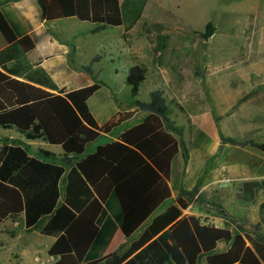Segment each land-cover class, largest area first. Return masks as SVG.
<instances>
[{
    "label": "trees",
    "instance_id": "16d2710c",
    "mask_svg": "<svg viewBox=\"0 0 264 264\" xmlns=\"http://www.w3.org/2000/svg\"><path fill=\"white\" fill-rule=\"evenodd\" d=\"M148 1L37 0V5L40 18L47 22L75 18L97 31L121 27L127 40ZM32 29L28 20L17 19L0 7L1 46L32 52L37 42ZM213 30L208 22L203 38H210ZM0 67V129L15 130L26 141L59 146L62 161L70 166L66 171L65 164L30 156L26 146L2 142L0 225L23 214L25 228L31 231L48 219L40 232L55 238L47 251L56 258L55 264H198L202 259L206 264H264L262 237L242 227L234 233L202 217L184 214L190 201L182 196L156 214L172 198V164L185 146L178 138L180 130L169 121L170 107L161 89L150 92L147 102L137 100L136 110L117 112L99 125L88 100L100 84L51 92L41 84L18 79L17 71L2 61ZM83 70L91 72L89 66ZM147 74V69L137 64L127 71L124 82L133 98ZM137 112L145 114L141 122L125 127L115 140L86 153L90 143L115 133ZM230 142L237 144L233 139ZM240 145L264 153V142L248 139ZM258 172L261 180L242 182L240 203L250 204L258 191H264V164ZM63 176L66 184L61 195ZM259 210L264 215V201ZM150 218L124 252L103 255L117 229L130 238ZM220 243L224 252H220Z\"/></svg>",
    "mask_w": 264,
    "mask_h": 264
},
{
    "label": "rangeland",
    "instance_id": "374dc122",
    "mask_svg": "<svg viewBox=\"0 0 264 264\" xmlns=\"http://www.w3.org/2000/svg\"><path fill=\"white\" fill-rule=\"evenodd\" d=\"M243 2L149 0L127 40L123 39L122 28L97 31L95 26L76 19L66 21H72V25L58 23L55 33L64 45L58 54L66 50L65 59L76 70L70 68L65 85L72 86L70 89L79 82L101 85L94 98L98 102L90 106L97 121L116 107L119 112L136 110V101H149L154 90L164 92L170 107L169 121L180 130L178 138L185 143L173 162L170 182L171 201L179 196L190 201L184 214L194 212L207 223L234 233L242 227L264 239V215L259 210L264 191H258L250 204L238 200L242 182L263 178L258 171L264 164V153L240 145L248 139L264 142V51L254 49L259 42L264 46V0H259L258 11L243 12L239 8ZM208 22L214 30L204 39ZM94 57H99L98 61L91 64ZM60 64L59 81L65 76ZM136 64L145 67L148 74L133 98L124 81L129 68ZM85 66L90 67V73L83 70ZM108 93L114 103L107 99ZM143 115L137 112L115 133L101 135L87 146L86 153L111 142ZM119 237L114 242L115 250L123 247L124 238ZM51 239L35 241L33 264H54L47 254ZM8 261L0 250V264ZM198 264L206 263L202 259Z\"/></svg>",
    "mask_w": 264,
    "mask_h": 264
},
{
    "label": "crops",
    "instance_id": "0c3cea01",
    "mask_svg": "<svg viewBox=\"0 0 264 264\" xmlns=\"http://www.w3.org/2000/svg\"><path fill=\"white\" fill-rule=\"evenodd\" d=\"M258 2L259 0H247V1L245 0V2H243L239 8L243 12H246L247 10H250V9H255L256 11H258L257 9ZM0 7L10 12L17 19L24 18L28 20L33 27L32 33L34 34V37H36L37 39L35 49L29 53H22L21 49L11 48L8 45L1 46L0 44V61H2L6 65V67L10 69H15L17 71L16 77L18 79L23 80V81H30V83L36 86H39L38 84H41L42 85L40 86L41 88L51 91V92H55V90L53 89L72 90V89H77L81 86L88 85V84H84L83 82H79V84L75 88H72V89H70L72 86L65 85V81L68 79V76L70 75L72 71L71 69H73L74 71L76 70L74 69L73 65L69 64L67 60L65 59V57L67 58L66 50L63 51V53L58 54L59 48L60 47L62 48V46L64 45L61 44L62 42L60 40V37H58V35L55 33V28L57 27L58 23H63L65 25H72L71 23L72 21H69V22H66V21L68 19H75V18H65V19L52 21V22H47L45 20H42L40 18V10L37 5V0H0ZM36 15L38 16L39 19L36 18ZM80 23H85V22H80ZM106 28L102 30H105ZM115 28H121V27H115ZM42 30H45V33H41ZM262 45H263L262 42L261 43L259 42V44H257V47L254 48L255 51L263 52L264 46ZM57 58H60L61 61H59ZM63 60H65V62ZM59 63H61L60 64L61 71L62 72L65 71V76L61 78L60 81H59V76H58ZM100 90L101 88L99 89V91ZM99 91H97L96 93H98ZM96 93L88 100V105L89 107L91 106V108L95 107L96 102H98L96 101V99H94L98 95V94L96 95ZM109 94L110 93H108L107 99L110 100L112 103H114L111 100ZM117 112L119 111H118V108L116 107L112 111H110L107 114V116L103 118L102 121L98 120L97 123L99 125H103ZM144 116L145 114L135 124H138L139 122H141ZM135 124H131L129 126H133ZM3 132L5 133L3 134ZM0 134H1L0 135V146L2 142H7L13 145L26 146L29 150L30 156L32 157H35L45 162H50V163H54L58 165L65 164L62 161L63 160V150L59 146H52L41 140L26 141L25 138L21 136L19 133H17L15 130L0 129ZM104 135H107V134H104ZM115 137L116 136H114L111 139L115 140ZM14 140L19 141V143L14 144L13 142ZM56 147L60 149H56ZM47 153L49 154L47 155ZM58 157H62V159L60 160ZM65 168H66V171H68L70 169V166L65 164ZM171 176H172V171H171ZM65 184H66V176H63L60 182L61 195H63V188ZM171 200H168L167 202H165L158 209L156 214L161 212L164 208H166L169 204H171L173 202ZM60 201H62V197ZM189 215L199 216L194 212H192ZM151 218L147 220V222L130 238H125L123 234L121 233L120 229H117L111 241L109 242L108 246L106 247V248H109V251L106 253L104 252L103 255L112 253L115 250L114 242L116 241V238H118L119 236L120 237L122 236L124 238L123 243H122L123 247L120 246V248H117V250L115 251L116 253H118L117 251L119 249L124 248V250H122V252H124L129 247L130 243L133 240H135L140 235V233L143 231V229L148 225ZM47 220L48 219L41 220L38 228L35 230H31V231L25 228V217L23 214H21L20 216L14 219H7L0 225V237L2 236V240L0 239V250H1L2 255L4 254L5 256L8 257L9 264L11 263L10 260H14V261L20 260L21 262L20 264H33L31 260L32 251L36 246L35 241L37 239H40L41 237L52 238L51 242L47 246V251H48L49 247L55 241V238L51 236H45L41 234L40 232L41 228L47 222ZM51 258L52 260H54V264H55L56 258L54 257H51ZM35 261L36 259L34 260V262Z\"/></svg>",
    "mask_w": 264,
    "mask_h": 264
},
{
    "label": "water",
    "instance_id": "95a60500",
    "mask_svg": "<svg viewBox=\"0 0 264 264\" xmlns=\"http://www.w3.org/2000/svg\"><path fill=\"white\" fill-rule=\"evenodd\" d=\"M219 249H220V252H224L225 251V246H224L223 243L219 244Z\"/></svg>",
    "mask_w": 264,
    "mask_h": 264
}]
</instances>
